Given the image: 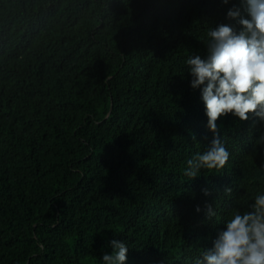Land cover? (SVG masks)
Listing matches in <instances>:
<instances>
[{
	"label": "trees",
	"instance_id": "16d2710c",
	"mask_svg": "<svg viewBox=\"0 0 264 264\" xmlns=\"http://www.w3.org/2000/svg\"><path fill=\"white\" fill-rule=\"evenodd\" d=\"M234 4L0 0V264H103L112 239L126 264H194L251 210L258 118L221 117L227 167L182 175L214 137L186 60L209 28H239Z\"/></svg>",
	"mask_w": 264,
	"mask_h": 264
},
{
	"label": "clouds",
	"instance_id": "9594fccd",
	"mask_svg": "<svg viewBox=\"0 0 264 264\" xmlns=\"http://www.w3.org/2000/svg\"><path fill=\"white\" fill-rule=\"evenodd\" d=\"M225 5L231 0H221ZM243 12L235 4L227 19L235 20L239 28L220 23L206 33V55L187 58L191 87L201 90L208 118L207 127L214 133L210 145L187 159L182 175L189 181L202 170L220 172L230 161L231 153L220 137L218 120L232 115L240 121L258 118L264 122V0H239ZM264 146V133L256 140ZM211 196L209 189H202ZM225 193L230 194L231 188ZM206 218L217 212L205 205ZM197 212L201 208L197 206ZM111 253L102 256L103 264H126L129 248L124 241L112 239ZM194 264H264V193L254 198L251 210L234 211L218 231L212 247L206 248Z\"/></svg>",
	"mask_w": 264,
	"mask_h": 264
}]
</instances>
